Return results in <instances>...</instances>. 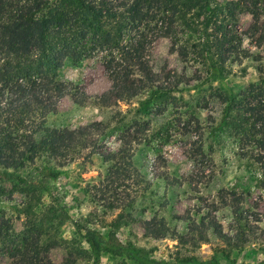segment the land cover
Returning a JSON list of instances; mask_svg holds the SVG:
<instances>
[{
    "label": "rangeland",
    "instance_id": "374dc122",
    "mask_svg": "<svg viewBox=\"0 0 264 264\" xmlns=\"http://www.w3.org/2000/svg\"><path fill=\"white\" fill-rule=\"evenodd\" d=\"M250 22L248 14H238V37L248 57L228 65L229 71L222 78L195 81L199 77L194 67L170 53L167 40L153 44L151 65L156 70L164 66L182 78L177 85L180 91L170 94L160 113L143 111L146 96L105 109L91 101L62 99L54 113L45 117L44 127L74 129L105 121L117 112L125 123L147 121L144 138L133 146L129 169L118 172L112 162H104L89 148L48 163L42 156L19 170L0 167V216L9 219L14 238H38L41 246L52 236L60 241L47 253L46 264H62L66 245L61 240L69 242L70 249L77 245L84 248L80 234L85 228L97 231L108 242L131 246L157 260L214 258L219 264H264V222L254 227L251 224L255 218L264 219V193L258 187L260 169L255 162L260 152L258 122L254 127L241 121V129L234 126V112L226 109L230 102H221L218 97L219 93L240 101L247 86L258 81L256 68L264 64V42L251 39L247 31ZM51 74L77 85L89 97L109 89L98 56L64 60ZM252 120L248 119V125ZM102 143L111 150L118 146L112 136ZM44 165L56 173L55 178L45 175L41 170ZM134 175L139 177L136 185L130 178ZM230 191L241 196L240 207L248 212L253 233L240 249L214 232L233 235L231 208L223 207L222 201L223 196L229 201ZM191 220L199 225L187 234ZM211 221L218 227L207 228ZM145 222L155 229L163 225L166 235H146ZM201 233L204 243L198 242ZM174 234L182 236V242L173 238ZM99 258L98 264L118 261L106 254ZM0 264H10L1 246Z\"/></svg>",
    "mask_w": 264,
    "mask_h": 264
},
{
    "label": "trees",
    "instance_id": "16d2710c",
    "mask_svg": "<svg viewBox=\"0 0 264 264\" xmlns=\"http://www.w3.org/2000/svg\"><path fill=\"white\" fill-rule=\"evenodd\" d=\"M239 13L250 16L247 31L251 39L264 42V0H0V167L19 170L42 156L48 163L89 148L104 162H112L116 172L129 169L133 146L144 138L147 121L125 123L115 112L105 121L59 130L44 127L45 117L54 113L64 98L91 101L105 109L146 96L143 111L162 112L161 106L170 94L180 91L177 85L182 78L164 66L156 70L151 65L153 44L167 40L168 51L194 67L199 77L195 81L222 78L229 71L228 65L248 57V52L241 49L236 28ZM94 56H98L109 79V89L95 97L51 74L64 60ZM256 72L257 83L247 86L240 101L219 93L218 97L221 102H230L226 109L234 112V126L241 129V121L254 127L258 122L260 138L256 142L260 152L255 162L260 169L258 187L264 193V64H259ZM249 118L253 120L248 125ZM110 136L118 140L116 150L102 143ZM41 170L48 178H55L56 173L47 165ZM130 178L136 185L139 177ZM230 195L229 201L225 196L222 201L223 207L231 208L233 235L220 234L212 221L206 224L240 249L250 242L253 233L248 226L249 214L240 207L241 196L232 191ZM262 221L255 218L251 224L254 227ZM198 225L191 220L187 234ZM10 226L9 219L0 216V246L10 264H46L49 250L59 245L53 236L42 246L38 238H14ZM144 232L154 237L167 233L163 225L155 229L149 222L144 223ZM173 238L182 242L180 235ZM80 239L84 248L77 245L70 249L69 242L61 240L66 245L62 264H98L102 254L116 258V264H219L214 258L157 260L131 246L108 242L89 228L83 230ZM205 241L201 233L198 242Z\"/></svg>",
    "mask_w": 264,
    "mask_h": 264
}]
</instances>
